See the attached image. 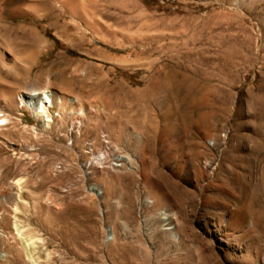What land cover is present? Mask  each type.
<instances>
[{
	"label": "rangeland",
	"instance_id": "374dc122",
	"mask_svg": "<svg viewBox=\"0 0 264 264\" xmlns=\"http://www.w3.org/2000/svg\"><path fill=\"white\" fill-rule=\"evenodd\" d=\"M0 41V264H264V0H0Z\"/></svg>",
	"mask_w": 264,
	"mask_h": 264
},
{
	"label": "bare ground",
	"instance_id": "6f19581e",
	"mask_svg": "<svg viewBox=\"0 0 264 264\" xmlns=\"http://www.w3.org/2000/svg\"><path fill=\"white\" fill-rule=\"evenodd\" d=\"M71 10V9H70ZM7 29V28H6ZM31 33V32H30ZM2 42V41H0ZM3 44V43H2ZM1 47V44H0ZM5 48V47H4ZM24 51V50H23ZM13 53V52H12ZM19 53V52H18ZM27 53V52H26ZM31 53L36 56L38 54L37 48L34 46L31 50ZM28 54V53H27ZM24 55V54H23ZM26 55V54H25ZM31 56V55H30ZM9 57V52L6 53L5 51H0V63L3 65V63L7 60ZM26 57V56H25ZM11 59V58H10ZM13 59V58H12ZM25 59V58H24ZM23 59V60H24ZM20 60V59H19ZM28 61V60H25ZM11 67H15L16 63L14 60H10ZM3 83V82H2ZM3 94V93H2ZM12 95V94H11ZM20 103L28 108L32 113L35 119L45 117L46 110L48 108V104H61L63 101V98L56 95L53 92L50 91H43V92H32V93H26L22 94L19 96ZM47 118V117H46ZM43 123H46L48 125L49 120H45ZM5 125V124H3ZM242 211V210H241ZM237 213L236 217H233L230 221H228V226L229 227H238L241 229H245L247 226H249V217L246 213L243 212ZM232 213V212H231ZM230 216V215H229ZM231 218V217H230ZM252 222V221H251ZM250 222V223H251ZM249 224V225H248ZM250 228V227H249ZM249 230V229H248ZM246 231V229H245ZM247 232V231H246ZM19 234L18 232H16ZM21 234V233H20ZM23 235V234H21ZM20 235V236H21ZM19 237V236H18ZM23 237V236H22ZM19 240V239H18ZM20 241V240H19ZM25 241V240H24ZM23 241V242H24ZM22 241L20 242L22 244V250L26 259L29 261V264H36L34 260H32L29 251L32 245H28L27 243H23ZM31 244V243H30ZM21 248V247H20ZM19 248V249H20ZM32 255V254H31ZM5 257L4 253H2L1 248H0V260H2Z\"/></svg>",
	"mask_w": 264,
	"mask_h": 264
}]
</instances>
